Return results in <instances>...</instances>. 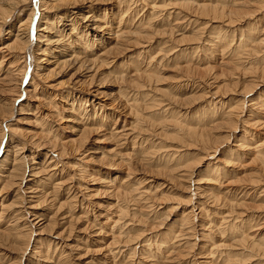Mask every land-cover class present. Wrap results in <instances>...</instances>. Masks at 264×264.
Listing matches in <instances>:
<instances>
[{"label":"rangeland","instance_id":"374dc122","mask_svg":"<svg viewBox=\"0 0 264 264\" xmlns=\"http://www.w3.org/2000/svg\"><path fill=\"white\" fill-rule=\"evenodd\" d=\"M8 1L0 0V7L8 10L7 17H16L10 26L2 28L0 43L7 41L8 31L18 26L17 21L31 8L40 9L44 15L42 19L36 15L39 27L33 30V41L38 35L53 36L55 30H45V22L62 29V17L66 15L83 25L80 15L88 10L97 17L110 18L114 13L124 34L130 32L112 45V53L93 80L88 77L84 83L81 79L80 84L75 83V76L79 78L76 65L54 67L50 66L52 60L46 62L47 55H41L46 42L41 38L38 47L34 48L33 43L20 61H24L25 71L21 81L37 85L43 94L27 98L33 88L20 84L22 98L13 106L11 121L7 120V106L13 97L6 89L2 94L7 98L0 94V156H6L7 162L2 163L6 165L0 172L4 175L0 179V264H264V45L258 41L264 36L260 33L264 27V0H51L52 8L48 10L38 0ZM202 4L224 10L225 15L211 11L203 15ZM95 39L89 37L83 50H89V41ZM11 54L21 57L16 50ZM135 69L143 76L135 79L136 85L121 80ZM89 83V88L103 93L100 98L85 97ZM71 95L82 97L73 99L74 107H81V123L68 121L66 111L72 98L66 97ZM242 101L246 113L239 117L233 113L234 131L225 123L223 113L233 111ZM19 103L25 107L16 114ZM93 105L98 108L95 117L90 110ZM251 108L256 111H252L256 113L255 121L261 123L258 127L244 122ZM103 112L107 116L102 119ZM100 117L106 125L116 117L125 119L131 130L129 136L119 142L111 136L103 139L99 131L96 134ZM176 120L182 125L178 129L172 125ZM183 124L208 134L211 150L204 149L199 141L183 139L180 143L177 137L184 135ZM68 127L77 128L75 133L85 130L80 138L84 141L67 143L73 135ZM48 139L62 153L56 157L60 160L58 173L51 177L45 171L37 174L33 187L20 184V176L29 174L31 158L37 161L36 168L42 162L39 145ZM15 146L24 147L27 158L23 164L15 160L20 155ZM80 154L91 155L89 161L82 162L87 161L90 168L99 171L95 176L101 182L111 183L114 177L115 181L128 179L126 185L143 193L114 198L92 182L93 175L79 178ZM14 167L18 169L8 175L6 171ZM183 168L192 174L179 179ZM30 187L35 188L36 195L27 193ZM200 193L210 196L211 201L218 197L216 204L206 202ZM26 201L35 202V211L44 213L41 222L27 223L32 217L24 216ZM199 207L205 210L203 216L198 213ZM111 209L123 210V215L107 214L104 220L98 214ZM186 216L185 228L181 223ZM14 222L17 231L27 234L25 241L5 230ZM25 223L27 226H23ZM191 225L193 230L188 229Z\"/></svg>","mask_w":264,"mask_h":264},{"label":"bare ground","instance_id":"6f19581e","mask_svg":"<svg viewBox=\"0 0 264 264\" xmlns=\"http://www.w3.org/2000/svg\"><path fill=\"white\" fill-rule=\"evenodd\" d=\"M6 1H8V0H6ZM28 1V0H27ZM54 1V0H53ZM56 1H58V0H56ZM60 1V0H59ZM131 1V0H130ZM189 1H191V0H189ZM2 2V1H1ZM20 2V1H19ZM23 2V1H22ZM55 2V1H54ZM63 2H64V0H63ZM88 2H90V1H88ZM126 2V1H125ZM251 2V1H250ZM261 2V1H260ZM8 3H9V1H8ZM38 3H40V5H43L44 7H45V10L47 9H49V8H52L51 6H52V4L51 3H53V2H51V0H38ZM91 3V2H90ZM55 4H57V2L55 3ZM67 4V3H66ZM66 4H65V6H66ZM199 4V3H198ZM4 5V4H3ZM63 5V4H62ZM203 5V7H205V8H203V7H201V8H203L204 9V13H203V15L205 14V13H209V11H211V13L212 12H214V14L216 13V15L218 14L219 15V13H220V15L219 16H222V15H225V13L223 12L224 10H221L220 11V9H217V7H211V8H208L206 5H208V4H206L205 6H204V4H202ZM10 6V5H9ZM8 6V7H9ZM60 6V5H59ZM88 6V5H87ZM200 6V5H199ZM213 6H215V5H213ZM57 7V6H56ZM69 8V7H68ZM88 8V7H87ZM199 8V7H198ZM4 9H5V7H4ZM2 7H0V39H1V33H2V28L3 27H7V26H10V21L13 19V18H15L16 16H9V17H7V15H9V12H8V10H4ZM8 9V8H7ZM20 9H21V7H20ZM33 8H31V10L29 11V13L23 18V19H21V20H19V21H17V25L18 26H15V25H13L12 27H11V29L8 31V34H7V36L9 37V38H6V42L5 43H0V94H2V92H3V90H5V92L6 93H8V95L10 96V98L11 97H13V98H11V99H9L10 101H9V105L7 106V111H8V119L7 120H9V121H11L10 119H12V117H13V114L15 113V110H13V106H14V104H15V102H16V100L17 99H19V98H22V95H19V86H20V84H22V85H28V87H31L32 85H31V83H29V82H25V81H21V78L22 77H24V74H25V71H24V66H23V63H24V61L23 60H21L20 61V59L21 58H24V56H25V53H26V51L27 50H31L30 48V46H32V44L34 43L35 44V47L34 48H37L38 47V44H40L41 43V38H44L45 40H43V41H45L46 43H45V45H46V48L44 49V50H42V52H43V54L41 53V55L42 56H45V55H47V61L46 62H50L51 60V64H53V65H50V66H54V67H57L58 65H64L65 63H68V64H71V65H76V69H75V73L77 74H79V78L77 79V77L76 76H78V75H76L75 76V79H76V82L75 83H79L80 81H81V79H83V81L85 80V79H87L88 77H90L91 79L96 75V71L98 70V68H100V67H102V66H104V62H105V59L107 58V56L108 55H110L112 52V50H113V47H112V45L115 43V44H117V43H119L120 42V40H119V38H121L122 36H123V34L126 32L125 30H123V27H121L120 25V23H117L116 21L118 20L116 17H115V14L114 13H110V15H109V17L110 18H108L106 15H103V17H97V16H94L93 15V11L92 10H88V11H86V12H82V14L80 15V21H81V23L83 24V25H80L79 23H78V21L79 20H77L75 17H71V16H66V15H64V17H62V21L64 22V24H63V27H62V29H60L59 27L57 28L56 27V29H54L53 28V25H48L50 22H48V24H47V22H45V24L44 25H46V28H45V30H55V32H54V34H53V36L51 37H49V38H46L45 36H43V37H41V36H36V38H35V40L34 41H36V43L33 41V39H32V33H33V30H36V28H38L39 26H37V23H38V21H39V18L37 19V20H35V18H36V15L37 14H40L39 12V10H32ZM62 9H64L63 7H62ZM89 9V8H88ZM44 10V11H45ZM83 10V9H82ZM60 11V10H59ZM131 11V10H130ZM229 11V10H228ZM243 11V10H242ZM118 13H119V11H117ZM231 12V11H230ZM229 12V13H230ZM100 13V12H99ZM234 13V12H233ZM10 14H11V12H10ZM43 14V13H42ZM237 15V14H236ZM40 18L42 19L43 17H44V15H41L40 14ZM193 17V16H192ZM217 17V16H216ZM59 18V17H58ZM75 18V19H74ZM220 18H222V17H220ZM45 19V18H44ZM108 19H112V20H114V22L112 23V22H110V21H108ZM121 19V18H120ZM124 19V18H123ZM47 20V19H46ZM56 20V19H55ZM42 21V20H41ZM60 21H61V19H60ZM120 21V20H119ZM236 21V20H235ZM56 22V21H55ZM57 23H59V22H57ZM57 23H55V26H57ZM110 25V26H109ZM67 26H69V29L67 30V29H65V28H67ZM131 27V26H130ZM125 28H127V27H125ZM129 28V27H128ZM43 30V29H42ZM203 30V29H202ZM67 31H68V33H67ZM125 31V32H124ZM133 31V30H132ZM254 31V30H253ZM36 32V31H35ZM128 32H130V31H128L127 30V33ZM135 33H137V31H134ZM228 32V31H227ZM257 32V31H256ZM46 33H48V32H46ZM126 33V34H127ZM248 33V32H247ZM251 33V32H250ZM260 33L262 34V33H264V27H263V29H261L260 30ZM37 34V33H36ZM104 34L105 35H107V38H105V37H103L104 36ZM126 34H124V35H126ZM129 34V33H128ZM132 34V33H131ZM252 34V33H251ZM260 34V35H261ZM51 35V34H50ZM260 35L258 36V37H260ZM48 37V36H47ZM89 37H91L92 39H94V38H96L95 40H93L92 42L91 41H89L90 43H88V46L90 45V49L88 50H83V49H85L83 46L85 45V44H83V43H86V42H88V38ZM251 37V36H250ZM262 38L260 39V40H258L259 41V44L260 45H264V36H261ZM218 38V37H217ZM55 39V40H54ZM41 40V41H40ZM117 40H119L118 42H117ZM122 40V39H121ZM216 40V39H215ZM117 42V43H116ZM51 43H53V44H51ZM48 44H50V45H52V46H54V49H52L51 50V48L50 47H47V46H49ZM94 44H96V46L94 45ZM80 45V46H79ZM231 45V44H230ZM126 47V46H125ZM216 47V46H215ZM236 48V47H235ZM3 49H5V51L3 52ZM15 50L16 51H18L19 53H21L20 54V58L19 59H17V58H15L14 56L15 55H13L12 56V54L10 55V51L11 52H15ZM117 50V49H116ZM237 51V50H236ZM254 51V50H253ZM114 52V51H113ZM35 53V52H34ZM257 53V52H256ZM238 54V53H237ZM254 54H255V52H254ZM259 54V53H258ZM230 55V54H229ZM261 55V54H260ZM35 58V57H34ZM10 60V61H9ZM31 60V59H30ZM35 60H37V61H39L40 59L39 58H35ZM109 60V59H108ZM26 61V60H25ZM221 61V60H220ZM30 62V61H29ZM26 63V62H25ZM216 63V62H215ZM49 64V63H48ZM101 64V65H100ZM218 64V63H217ZM35 65H36V63H35ZM66 65V64H65ZM100 65V66H99ZM109 65V64H108ZM246 65V64H245ZM69 66V65H68ZM39 67V66H38ZM37 67V68H38ZM202 67V66H201ZM237 67V66H236ZM40 68H43V67H40ZM39 68V69H40ZM60 69V68H59ZM186 69V68H185ZM233 69V68H232ZM250 69V68H249ZM139 69H135L134 71H131V73H130V76H128L129 75V73H128V77L127 78H123V76H122V81H124V82H127V83H131V84H134L133 82L135 81V79H137V80H139V78H142L143 76L140 74L141 72H139L138 71ZM216 71V70H215ZM252 72H254L253 70H251ZM198 72V71H197ZM41 73V72H40ZM112 73H114V72H112ZM74 74V73H73ZM111 75V74H110ZM188 75V74H187ZM39 76V75H38ZM204 76V75H203ZM73 77V76H72ZM120 77V76H119ZM124 77H126V76H124ZM186 77V76H185ZM202 77V76H201ZM233 77V76H232ZM23 79V78H22ZM188 79H189V77H188ZM187 79V81H189ZM199 79H200V77H199ZM202 79V78H201ZM207 79V78H206ZM42 80V79H41ZM93 80V79H92ZM151 80V79H150ZM83 81H81V82H83ZM185 81V80H184ZM200 81H202V80H200ZM205 81V80H204ZM92 82V81H91ZM107 82V81H106ZM208 82V81H207ZM84 83H85V81H84ZM194 83V82H193ZM252 83V82H251ZM80 84V83H79ZM204 84V83H203ZM34 85V84H33ZM98 85V84H97ZM101 85H102V83H101ZM134 85H136V84H134ZM197 85V84H196ZM199 85V84H198ZM219 85V84H218ZM217 85V86H218ZM233 85V84H232ZM89 86H90V83H89V85H87L86 87L87 88H85V90H86V94H85V97L86 98H100V95L102 94L103 95V93L102 92H100L98 89H93V88H89ZM187 86H189V85H187ZM24 87V86H23ZM22 87V88H23ZM231 87V86H230ZM251 87H252V85H251ZM254 87V86H253ZM260 87V86H259ZM32 90H33V92L31 91L30 93H31V95L29 96V97H27V98H35V95H36V93H41L40 91H38L39 89H37V85H34V86H32ZM78 88V87H77ZM189 88H190V86H189ZM222 89V88H221ZM24 90V89H23ZM42 91V90H41ZM122 91V90H121ZM207 92V91H206ZM218 92V91H217ZM15 93H17V94H15ZM20 93H21V91H20ZM26 93V92H25ZM23 94V93H22ZM43 93H41V95H42ZM44 94H46V93H44ZM83 94V93H82ZM198 94H200V93H198ZM3 95V94H2ZM215 95V94H214ZM3 96H5V95H3ZM8 96V97H9ZM44 96V95H43ZM45 96H47V94L45 95ZM44 96V97H45ZM37 97V96H36ZM106 97H109V96H105V98ZM220 97V96H219ZM5 98H7L6 96H5ZM64 98H65V96H64ZM66 98H72V102H71V104L69 105L68 103V105H69V107H67L68 108V110L66 111L67 113H68V121H70V123L71 122H73V121H77V122H79V123H81L80 121L82 120V117H79V114H80V108H79V106H77L78 108L76 109L75 107H74V104H75V100H73L74 98H82L81 96H72L71 95V97H69V96H67ZM103 98H104V96H103ZM1 100V99H0ZM85 100V99H84ZM166 100V99H165ZM70 101V100H69ZM79 101H80V99H79ZM83 101V100H82ZM19 102V101H18ZM85 102H87V100H85ZM182 102V101H181ZM184 102V101H183ZM93 103V102H92ZM110 103H112V102H110ZM119 103V102H118ZM113 104V103H112ZM244 102L242 101V102H240V103H238L237 104V106L236 107H234L233 108V111H226L225 113H223V116L225 117V123L227 124V126H229L231 129H233L234 131H235V129H236V125H235V123H236V119H234L233 120V113H235L234 114V116L235 115H237L238 117H239V115H243V116H245V113H246V111L244 110ZM254 104H256L255 102H253V105ZM2 105H4V104H2ZM20 107H19V109L18 110H16V114H19V112L21 111V110H23L22 108L23 107H25V106H23L21 103H19L18 104ZM29 105V104H28ZM99 105V104H98ZM169 105V104H168ZM264 105V104H263ZM150 106V105H149ZM1 107V106H0ZM117 107V106H116ZM179 107V106H178ZM264 107V106H263ZM118 108V107H117ZM130 108H132V107H130ZM6 108H3V110H1V111H3V112H5L6 110H5ZM93 109V110H92ZM101 109V108H100ZM90 110H92V113H93V116L94 115H96L97 113H96V111L98 110V108L96 109L95 108V105H93L92 106V108L90 109ZM130 110V109H129ZM138 110V109H137ZM254 109L253 108H251L248 112V116H246V118L244 119L245 121V123L246 122H248L249 124H251L252 126H255V127H258V125H260L261 123L260 122H258V121H255V119H257V117H255L254 115H256V113H254V112H252ZM128 111V110H127ZM133 111V110H132ZM255 111V110H254ZM83 112V111H82ZM256 112V111H255ZM119 113V112H118ZM130 113V112H129ZM254 113V114H253ZM78 114V115H77ZM84 114V113H83ZM128 114V113H127ZM258 114H260V113H258ZM86 115V114H85ZM132 115V114H131ZM107 116V114L106 113H104L103 112V114H102V119L104 118V117H106ZM222 116V115H221ZM95 117V116H94ZM101 117H100V119H99V121L97 122V127L96 128H98V130L96 131L97 133L96 134H98L99 132H100V134H102V138L103 137H105V138H110V136L112 137V140L113 139H117L118 140V142H119V140L120 141H123V139L125 138V137H127V136H129V134H130V128L128 127V124H127V122H126V120L125 119H120V118H114V119H112V121H111V124H109L108 123V125H106V124H104L103 123V121L101 120ZM223 117V118H224ZM236 117V116H235ZM6 118H7V116H6ZM141 118V117H140ZM92 119V118H91ZM4 120H5V118H4ZM3 120V121H4ZM44 120V119H43ZM65 120H67V119H65ZM118 120H120V122H121V124L122 125H120V124H118L117 122H118ZM198 120V119H197ZM178 121V122H177ZM220 121V120H219ZM89 122V121H88ZM94 122V121H93ZM105 122V121H104ZM119 122V123H120ZM140 122V121H139ZM171 122V121H170ZM177 122V123H176ZM263 122V121H262ZM3 123V122H2ZM6 123V122H5ZM69 123V122H68ZM78 123V124H79ZM174 123V122H173ZM185 123V122H184ZM187 123H189V122H187ZM88 124V123H87ZM170 124V123H169ZM41 125V124H40ZM112 125V126H111ZM173 126H175L176 125V127L177 126H179V120H176L175 121V123L174 124H172ZM262 125H263V123H262ZM182 126V125H181ZM181 126H179V127H181ZM128 127V128H127ZM204 127V126H203ZM202 127V128H203ZM8 128V127H7ZM46 128V127H45ZM69 128V127H68ZM70 129V133L71 134H73L71 137H69V139L67 140V143H70V144H77V142L79 141V140H81L82 139V137H81V135L83 134V133H85L86 131L85 130H83V131H79L80 133H75V131L77 132V128L75 129V128H73V127H70L69 128ZM75 129V130H74ZM177 129H178V127H177ZM92 130V129H91ZM181 130L183 131V133H184V135L182 134L181 136H179V137H177V139L180 141V143H182L181 141L183 140V139H187L188 141H190V143H192V142H194V143H197L198 141L199 142H201L202 144V147L204 148V149H207V151H210L211 150V148H210V146H211V143H210V139H209V137H208V134L207 135H203L202 133H204V132H198L194 127H192L191 126V124H183V127L181 128ZM1 131V130H0ZM85 131V132H84ZM95 131V130H94ZM99 131V132H98ZM178 131V130H177ZM82 133V134H81ZM90 133V132H89ZM30 134V133H29ZM152 134V133H151ZM31 135V134H30ZM178 135V134H177ZM0 136H1V138H2V136H3V134H0ZM29 136V135H28ZM32 137H33V135H31ZM100 136V135H99ZM31 137V138H32ZM84 137V136H83ZM186 137V138H185ZM227 137V136H226ZM0 138V139H1ZM47 138V137H46ZM81 138V139H80ZM84 138H86V136L84 137ZM176 138V137H175ZM35 139V138H34ZM87 139V138H86ZM94 139V138H93ZM104 139V138H103ZM7 140H11L10 138H7ZM51 140V139H50ZM49 139H48V141L47 140H45V141H43L42 143H41V145H39L40 146V150H42V153L40 154L41 155V157H42V162H40V164L38 163V167L36 168V167H34V165L36 164V162L37 161H35V160H33V158H31L32 159V163H30V165H29V168H28V171L27 172H29V174L28 175H26L25 177H23V175L22 176H20L21 177V179L19 180L20 181V184H22V183H26V185H31L32 183H34L35 181H34V178L37 176V174L39 175V173H42V172H47V173H45L46 174V176H52V175H55L54 174V172H56L57 171V164L60 162V160H57V156L60 158V156H61V151H60V148H58L57 146H55V142L54 141H50ZM101 140V139H100ZM84 141V140H83ZM82 140H81V142H83ZM94 141V140H93ZM102 141V140H101ZM100 141V142H101ZM38 142V141H37ZM80 142V141H79ZM107 142V141H106ZM117 141L115 142V143H118ZM2 143V142H1ZM114 143V144H115ZM179 143V144H180ZM248 143V142H247ZM40 144V143H39ZM82 144V143H81ZM67 145V144H66ZM117 145V144H116ZM38 145H36V147H37ZM256 146V145H255ZM16 147V146H15ZM17 148V149H16ZM15 149H16V152H17V154H20V155H22V156H20L19 155V157H17L15 160H17V161H19V162H21L22 164H23V162H25V159L27 158V155H25V153L23 152V150H24V147H21V148H18V147H16ZM64 148V147H63ZM246 148V147H245ZM252 148H253V146H252ZM66 149V148H65ZM119 149V148H118ZM189 149V148H188ZM251 149V148H250ZM251 150H253V149H251ZM3 151V150H2ZM1 151V149H0V155H1V153H3ZM13 151V150H12ZM25 151V150H24ZM86 151V150H85ZM90 152H91V150H89ZM75 152H77L78 153V151L76 150ZM88 152V151H87ZM87 152H85V153H87ZM110 152H112V151H110ZM6 153H8V152H6ZM10 153V152H9ZM82 153V152H81ZM89 153V152H88ZM108 153V152H107ZM106 153V154H107ZM210 153L211 152H207L206 154L207 155H210ZM14 154V153H13ZM93 154V153H92ZM96 154V153H95ZM39 155V154H38ZM39 155V156H40ZM90 155V154H89ZM89 155H84V154H80V158H81V160H80V158H79V160H78V162L80 163L79 164V166L78 167H80V170H79V172H78V174H77V176L80 178H85V177H88V176H91V175H93V176H91L92 178V182H95L94 184H96V185H100L101 187H103L104 189H106L107 191H108V193L110 194V196L111 197H120V196H122V197H127L126 195L127 194H135L136 192H139V194L141 195L142 193H143V191H138V188H136V187H133V186H130V185H126L127 184V182H128V179L126 180V179H123V180H118L117 179V181H115V177H114V179L111 181V183H105V181H107V180H103L104 182H101L99 179H100V177H99V179L98 178H96V176H95V174H99V171H97V170H94L93 168H90V166H89V163H83L82 161L84 160V159H86V160H88L89 161ZM115 155V154H114ZM16 156H18V155H16ZM25 156H26V158H25ZM65 156V155H64ZM91 156V155H90ZM120 156V155H119ZM3 157V156H2ZM1 156H0V172L3 170V167L6 165V164H4V165H2V163H7L5 160V157H4V159L2 158ZM29 157V156H28ZM8 158V157H7ZM62 158H64V157H62ZM109 159V158H108ZM57 160V161H56ZM103 160V159H102ZM206 160V159H205ZM31 162V161H30ZM15 163V162H14ZM13 163V164H14ZM17 163V162H16ZM29 163V162H28ZM117 163H119V162H117ZM121 163V162H120ZM190 163V162H189ZM63 164V163H62ZM19 165V164H18ZM116 165V164H115ZM122 165V164H121ZM112 167L113 165H109V167ZM19 167V166H18ZM113 168V167H112ZM189 168V167H188ZM18 168L17 167H14L13 168V170H10V169H8L7 171H6V173L9 175V174H12V171H16ZM194 169V168H193ZM114 170H116V169H114ZM125 171V170H124ZM230 171V170H229ZM228 171V172H229ZM21 172V171H20ZM19 172V173H20ZM183 174L182 175H179L178 176V178L179 179H185L186 177H188V176H191V174H192V172H190L188 169H186V170H184V168H183ZM185 172V173H184ZM57 173H58V171H57ZM126 173V172H125ZM129 175V174H128ZM44 176V175H43ZM6 177V176H5ZM26 177H27V179H26ZM40 177V176H39ZM45 177V176H44ZM47 177V178H48ZM55 177V176H54ZM72 177L74 178V175H72ZM127 177V176H126ZM3 178H4V175H0V179H2L3 180ZM32 178V179H31ZM37 179V178H36ZM8 180V179H7ZM16 180V179H15ZM53 180V179H52ZM63 180V179H62ZM69 180H70V178H69ZM134 180V179H133ZM200 180V179H199ZM87 181V180H86ZM85 181V182H86ZM192 181V180H191ZM2 182V181H1ZM78 182V181H77ZM109 182V181H108ZM36 183V182H35ZM61 183H64L63 181L61 182ZM136 183V182H135ZM65 184V183H64ZM195 185H198L199 184V182L198 183H194ZM134 185V184H133ZM218 185V184H217ZM32 186V185H31ZM34 186V185H33ZM32 186V187H33ZM81 186V185H80ZM200 186V185H199ZM227 186V185H226ZM32 187H30L29 188V190H28V192L27 193H34L35 194V191H34V189L32 188ZM202 187V186H201ZM69 188V187H68ZM86 188H88V187H86ZM189 188V187H188ZM70 189V188H69ZM78 189H80V187L78 188ZM92 189V188H91ZM198 189V188H197ZM196 189V190H197ZM200 189V188H199ZM25 190V189H24ZM54 191V190H53ZM90 191H92V190H90ZM89 191V192H90ZM94 191V190H93ZM20 192V191H19ZM85 192V191H84ZM106 192V191H105ZM197 192V191H196ZM199 192V191H198ZM40 193V192H39ZM95 193V192H94ZM161 193V192H160ZM85 194H86V192H85ZM106 194V193H105ZM36 195V194H35ZM200 195H201V197L202 198H204L205 199V201L206 202H208V203H210L211 204V202H213V206H214V204H216V201H214V200H216V198H218V197H216V198H214V200H212L211 201V197L209 196H207L206 197V195L204 196V195H202L201 193H200ZM213 195V194H212ZM41 196V195H40ZM45 197V196H44ZM131 197V196H130ZM191 197V196H190ZM31 198H34V196L33 197H31ZM37 198V197H36ZM42 198V197H41ZM38 199V198H37ZM43 199V198H42ZM187 199V198H186ZM31 200V199H30ZM36 200V199H35ZM81 200V199H80ZM187 200H189V199H187ZM186 200V201H187ZM40 201V200H39ZM184 202H185V200H184ZM198 202V201H197ZM229 202V201H228ZM32 203H35V202H33V201H26V202H24V204H28V207H24L25 209H24V216H26L27 217V215L28 216H30V217H32V221H28V220H26L27 221V223H29V225H32V223L34 224V221L35 220H39V222H41L44 218H45V215H44V213L43 214H39V212H40V210L39 211H35V210H37L38 209V207H37V205H34V204H32ZM73 203V202H72ZM193 203V202H192ZM191 203V204H192ZM195 203V202H194ZM203 203H204V201H203ZM37 204V203H36ZM196 204V203H195ZM194 204V205H195ZM229 204V203H228ZM227 204V205H228ZM231 204V203H230ZM20 205V204H19ZM68 205V204H67ZM188 205V204H187ZM201 205V204H200ZM205 205H207V203H205ZM26 206V205H25ZM62 206V205H61ZM69 206H70V204H69ZM186 206V205H185ZM196 206V205H195ZM194 206V207H195ZM198 206V205H197ZM216 206V205H215ZM234 206V205H233ZM107 207V206H106ZM191 207V206H190ZM218 207H220V206H218ZM98 208V207H97ZM103 208V207H102ZM101 208V209H102ZM113 208V207H112ZM202 208V207H201ZM201 208L199 207V209H197V210H199L198 211V213H199V215L201 216L202 215V213H203V211H204V213H205V210H203V208H202V210H201ZM216 208V207H215ZM231 208H233V207H231ZM99 210H100V208H98ZM114 209V208H113ZM113 209H111L110 211H106L107 213H105V214H102V213H98L99 214V216H101L104 220H105V215H107V214H110V215H108V216H111V214H115V213H120V215L122 214L123 215V210L122 211H115V210H113ZM206 209V208H205ZM219 209V208H218ZM45 210V209H44ZM190 211V210H189ZM230 211V210H229ZM15 212V211H14ZM56 213V212H55ZM196 213V212H195ZM233 213V212H232ZM38 214V215H37ZM192 214V213H191ZM227 214V213H226ZM183 215V214H182ZM114 216V215H113ZM112 216V217H113ZM119 216V215H118ZM196 216V215H195ZM199 216V217H200ZM203 216V215H202ZM121 217V216H120ZM194 217V216H193ZM21 218V217H20ZM19 218V219H20ZM51 218V217H50ZM18 219V218H17ZM111 219V218H110ZM114 219V218H113ZM116 219H117V216H116ZM185 220L182 222V221H180V222H182L181 223V225L182 226H184L185 225V223H187L186 221H187V216L184 218ZM109 220V219H108ZM115 220V219H114ZM117 220H120V219H117ZM199 220V219H198ZM232 220V219H231ZM94 221V220H93ZM204 221V220H203ZM16 222H17V220H16ZM36 222V221H35ZM107 222V221H106ZM105 222V223H106ZM117 222V221H116ZM119 222V221H118ZM27 223H25V224H23V226L24 225H26L27 226ZM113 223H115V221L113 222ZM190 222H188V224H189ZM22 224V223H21ZM117 224V223H116ZM221 224V223H220ZM16 223L14 222L13 223V225H11V228H5V230L7 231V232H9V233H14V237L15 238H18V239H21V240H24L25 241V239L24 238H26V236H27V234L26 233H23L24 232V230H23V232L21 233L20 231H17V228H16ZM19 225V224H18ZM102 225V224H101ZM113 225V224H112ZM118 225V224H117ZM180 225V226H181ZM6 226V225H5ZM8 226H10V225H8ZM22 226V227H23ZM208 226V225H207ZM7 227V226H6ZM13 227V228H12ZM109 227V226H108ZM115 227V226H114ZM185 227V226H184ZM107 228V227H106ZM118 228V227H117ZM186 228V227H185ZM199 228V227H198ZM21 229V228H20ZM110 229H112V228H110ZM188 229H192L193 230V226L191 225V227L190 228H188ZM203 229V228H202ZM96 230V229H95ZM98 231V230H97ZM179 231V230H178ZM96 233V236H98V232H95ZM203 233V232H202ZM10 235V234H9ZM205 235V234H204ZM95 236V235H94ZM94 237V238H97L98 239V237ZM6 237V236H5ZM14 237H13V239H14ZM182 238V237H181ZM18 241V240H17ZM20 241V240H19ZM13 243H15V242H13ZM222 243V242H221ZM21 244V243H20ZM104 245V244H103ZM222 245V244H221ZM224 245V244H223ZM71 246V245H70ZM106 246V245H105ZM176 249V248H175ZM215 249V248H214ZM40 251V250H39ZM75 251V250H74ZM257 251V250H256ZM259 251V250H258ZM51 253V252H50ZM216 253V252H215ZM248 253V252H247ZM263 255H264V252H263ZM4 259V258H3ZM48 259V258H47ZM5 260V259H4ZM52 262V261H51ZM66 262V261H65ZM53 263V262H52ZM78 263V262H77ZM76 263V264H77ZM167 263V262H166ZM60 264V263H59ZM61 264H64L63 262L61 263ZM88 264H89V262H88Z\"/></svg>","mask_w":264,"mask_h":264}]
</instances>
